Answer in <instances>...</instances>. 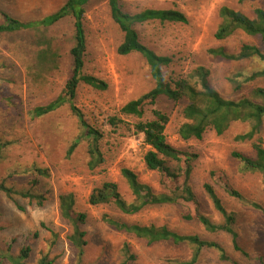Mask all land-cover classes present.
<instances>
[{
  "label": "rangeland",
  "instance_id": "rangeland-1",
  "mask_svg": "<svg viewBox=\"0 0 264 264\" xmlns=\"http://www.w3.org/2000/svg\"><path fill=\"white\" fill-rule=\"evenodd\" d=\"M66 0H0V10L20 21L39 20L54 13ZM124 12L135 14L143 9L175 8L187 18V24L149 22L135 25L140 41L157 55L172 58L163 68L165 77L177 79L186 76L196 67L209 72L208 81L222 97L238 98L253 87H264V79L246 85L239 93L233 92L227 78L236 72L250 74L248 62L235 64L213 58L208 51L223 48L236 53L243 43H264L236 34L225 41H217L214 33L220 24L218 10L221 6L240 10L251 16L254 8H264L260 1L238 4L237 0H120ZM83 25L87 52L83 72L107 84L105 91L79 84L74 105L82 113L85 122L102 134L98 148L104 162L94 170L88 168V143L82 129L71 114L68 105L42 118H32L31 109L47 104L62 91L68 79L71 62L69 50L74 44L73 22L65 18L54 26L15 34L0 35V183L16 190L44 193L46 202L38 207L22 198L16 203L0 193V244L17 253L22 247L31 248L30 261L48 254L52 264H75V251L66 241L67 224L60 218L57 198L72 193L75 209L86 214L82 226L85 231L81 264H120L124 248L133 260L126 264H183L192 259L194 247L169 242L147 244L133 236L120 233L102 219L108 215L127 224L165 227L181 236H197L202 241L215 242L230 258L219 259L215 249L204 248L195 264H259L264 261V190L261 176L242 170L231 157L240 152L253 157L251 143H238L236 135L244 133L245 124H234L225 134L216 136L208 131L201 140L183 141L178 129L185 123L183 103H173L164 97L158 99L156 109L169 120L165 128L167 142L174 148L194 153L191 188L200 203L201 213L214 224L223 220L204 197L203 184L209 182V173L223 172L232 186L249 202L257 204L255 210L229 198L215 187L224 207L235 214L234 231L242 254L231 245L230 236L223 232L210 233L197 221L185 220L186 208L179 205L147 206L134 215H124L113 206L88 204L93 189L103 182L117 184L122 197L131 202L133 197L120 176L122 168L137 174L141 183L156 193H164L159 176L148 171L143 156L149 149L142 137L135 135L132 126L152 118L147 108L142 119L126 116L120 109L154 88L149 67L138 54L120 56L117 48L123 34L113 23L107 0H90L85 6ZM123 121L118 128L109 125V119ZM259 138L264 147V124ZM78 147L67 157V150L74 140ZM36 168L46 169L48 177L38 176ZM37 184L30 187V182ZM21 208V209H20ZM51 230L57 235L53 240ZM35 234L37 236L35 237ZM34 237V238H33Z\"/></svg>",
  "mask_w": 264,
  "mask_h": 264
},
{
  "label": "trees",
  "instance_id": "trees-1",
  "mask_svg": "<svg viewBox=\"0 0 264 264\" xmlns=\"http://www.w3.org/2000/svg\"><path fill=\"white\" fill-rule=\"evenodd\" d=\"M89 1L66 0L54 13L33 21H20L0 10V35L50 28L65 18H71L74 44L69 50L71 70L68 79L55 99L45 105L31 109L30 114L32 118H42L68 105L71 114L82 129V136L86 141H89L87 149L89 162L87 165L90 170H94L104 162L98 148V142L102 138V134L85 122L82 113L74 105L76 89L81 83L98 91L107 89V84L104 81L83 72L87 52L83 19L85 6ZM253 1L264 3V0H237V3L245 4ZM107 2L111 20L123 34L122 42L117 48V54L120 56L140 55L149 67L151 78L154 81L153 89L126 103L120 109V113L142 119L146 109H151L152 118L134 124L132 131L135 135L141 136L144 145L149 148L143 156L144 165L148 171L158 174L159 184L165 192L156 193L151 187L141 183L136 173L130 169L122 168L120 176L128 187L133 200L127 202L118 191L117 184L106 181L92 190L88 197V204L91 206H113L124 215H134L147 206L179 205L188 211L185 220L197 221L210 233L223 232L229 235L232 248L245 254L238 245V235L234 231L235 214L224 207L215 192V187L224 192L229 198L243 203L247 207L255 210H259L260 207L253 202L246 201L232 186L223 172L214 170L209 173V182L203 184L202 188L204 197L210 203L212 209L222 217L223 222L220 225L214 224L207 216L202 214L200 203L190 184L193 163L197 159V155L178 150L167 142L165 128L169 118L165 113L156 109V103L159 98L164 97L173 103L184 104L181 113L185 123L178 129V136L183 141L201 140L208 131H212L216 136H221L234 124H245L248 129L244 133L236 135L234 140L238 143L250 142L254 156L249 157L240 152H232L231 157L239 163L242 170L261 176L264 190V147L259 138L264 124V87H253L247 94L238 98H225L212 88L208 81L209 72L203 67H196L186 76L177 79L165 77L163 68L172 63V58L157 55L144 45L140 41L134 26L149 22L187 24L186 16L175 8H148L135 14H129L122 10L120 0H107ZM218 17L220 24L214 33L215 40L225 41L236 34H243L250 39L264 43V8H254L251 16H248L240 10L221 6L218 10ZM208 53L217 60L235 64L248 62L252 66V70L248 75L236 72L227 78L233 92L239 93L246 85L264 79V50L258 45L243 43L236 53H229L223 48L211 49ZM108 122L114 128H118L123 124V121L117 117L110 118ZM79 142L80 139L72 142L67 150V157L75 151ZM34 172L43 178L48 177L46 169L36 168ZM36 184L37 181L33 180L30 182V187H34ZM0 193H3L14 203H16V198H22L28 204L38 207H41L47 200L44 193L16 190L4 183H0ZM57 208L60 218L69 228L65 239L75 251V264H81L84 247L86 246V233L82 229L86 221V214L76 211L75 198L72 193L59 195ZM102 219L114 230L145 241L149 245L158 242H169L174 245L188 244L194 247L192 259L183 264H195L199 253L204 248L217 250L219 259L222 261H231L217 243L202 241L197 236H181L165 227L156 228L152 225L127 224L108 215H103ZM48 231L52 235L51 245H53L57 240V235L51 230ZM36 236L37 234H35ZM30 254L31 248L29 246H24L15 253L11 244L7 247L0 244V264L53 263V259H50L48 254L32 262L30 261ZM124 257L126 259L120 264H126L128 261L133 260V256H128L127 248H124ZM261 258V256H258L257 261L259 264H264Z\"/></svg>",
  "mask_w": 264,
  "mask_h": 264
}]
</instances>
